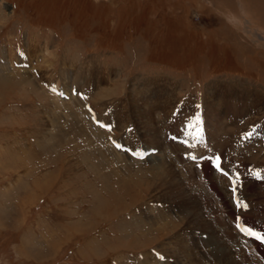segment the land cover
Instances as JSON below:
<instances>
[{
  "label": "rangeland",
  "instance_id": "1",
  "mask_svg": "<svg viewBox=\"0 0 264 264\" xmlns=\"http://www.w3.org/2000/svg\"><path fill=\"white\" fill-rule=\"evenodd\" d=\"M189 112L230 153L264 128V0H0V264H240L228 237L247 251L234 221L264 219V183L245 209L208 182L166 140Z\"/></svg>",
  "mask_w": 264,
  "mask_h": 264
},
{
  "label": "bare ground",
  "instance_id": "2",
  "mask_svg": "<svg viewBox=\"0 0 264 264\" xmlns=\"http://www.w3.org/2000/svg\"><path fill=\"white\" fill-rule=\"evenodd\" d=\"M68 72H66L64 75L66 76V74H67ZM67 78H68V81H71V78H70V76L69 75H67ZM81 82H82V76H81ZM92 81H98V82H100L101 81V78L99 77V76H96L95 77V75L93 74V79H92ZM59 82H55L54 81V88H52V90L54 91V92H57L58 91V88H59ZM71 93L73 94L74 92L73 91H71ZM146 104V103H145ZM155 140L157 141L158 139L157 138H155ZM156 144H157V146L158 147H161V145L158 143V142H156ZM123 156H125V155H123ZM115 157V156H114ZM208 165H207V163H205V166H204V171H203V175H205V176H207V177H211V172L210 171H208L207 170V167ZM215 177H217V176H215ZM213 180V178L211 177V178H209L208 179V182H211ZM212 184V183H211ZM225 185H226V181L221 177H217V178H215V182H214V184H212V186L210 185V188L211 189H213V191L215 192V194L219 197L220 196V198H223V202L225 203V205L227 206L228 205V202H227V200H226V195H224L223 194V192H225V191H223V192H221V190L220 189H226V187H225ZM226 193V192H225ZM224 195V196H223ZM234 210V212H235V208L233 209ZM234 215V214H233ZM238 216V215H237ZM243 232V231H242ZM227 238V236H226V234H225V239ZM228 240H229V242H231L232 243V245L234 246L233 248L232 247H229V255L231 256V257H237V260L239 261V263L241 264L242 263V259H246L247 261H249L250 263L249 264H253V262L255 261V260H257L256 258H254V256L252 257V256H250L249 254H248V249H251L250 248V246H252V243L254 244V246H255V248H256V251L259 253V254H262L263 255V257H264V248H263V246H261L260 244H258V243H254V241L252 242V241H250V242H248L247 243V245H248V249H247V251H246V249H245V242H244V239L243 238H241V237H238V239H232V238H229L228 237ZM247 240V239H246ZM239 241H241V245H239ZM240 247H241V249H240ZM254 251V250H253ZM261 256V255H260ZM258 258V257H257ZM262 258V257H261ZM259 260V259H258ZM212 261V260H211ZM210 264V263H209Z\"/></svg>",
  "mask_w": 264,
  "mask_h": 264
},
{
  "label": "crops",
  "instance_id": "3",
  "mask_svg": "<svg viewBox=\"0 0 264 264\" xmlns=\"http://www.w3.org/2000/svg\"><path fill=\"white\" fill-rule=\"evenodd\" d=\"M233 119H235V117H233ZM208 130V129H207ZM215 131V135H216V133H218L219 131L221 132V133H223L222 132V129L221 130H214ZM208 134H210V132L208 131ZM217 136V135H216ZM222 136H224L225 137V135H224V133H223V135ZM209 137H211V136H209ZM219 136H217L216 137V139L218 138ZM217 141H219V140H217ZM209 144H210V141H209ZM239 144V137L237 138V140H236V146L234 147V151L232 152V153H230L227 149H223V150H221V149H218V148H215L212 144V147L210 148V150L209 151H211V152H214L215 150H217V151H221L222 153H223V155H222V159L223 160H228V161H237V160H243V159H245V158H243V157H246V153L247 152H245V151H243L240 147L241 146H239L238 145ZM236 148H238V150L236 149ZM246 149H248V148H246ZM239 151H240V153H241V156H239L240 155V153H239ZM255 152H248V156H251V155H253ZM237 154V155H236Z\"/></svg>",
  "mask_w": 264,
  "mask_h": 264
},
{
  "label": "snow or ice",
  "instance_id": "4",
  "mask_svg": "<svg viewBox=\"0 0 264 264\" xmlns=\"http://www.w3.org/2000/svg\"><path fill=\"white\" fill-rule=\"evenodd\" d=\"M246 206V205H245ZM248 232H249V234H251V235H257L258 236V238H264V237H259V234H257V233H252L251 232V230H247ZM161 259H164V257H160Z\"/></svg>",
  "mask_w": 264,
  "mask_h": 264
}]
</instances>
